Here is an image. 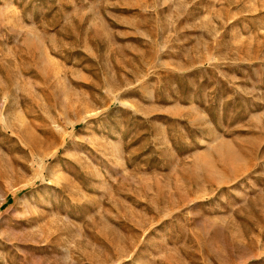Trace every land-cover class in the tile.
<instances>
[{
	"label": "rangeland",
	"instance_id": "obj_1",
	"mask_svg": "<svg viewBox=\"0 0 264 264\" xmlns=\"http://www.w3.org/2000/svg\"><path fill=\"white\" fill-rule=\"evenodd\" d=\"M0 264H264V0H0Z\"/></svg>",
	"mask_w": 264,
	"mask_h": 264
}]
</instances>
